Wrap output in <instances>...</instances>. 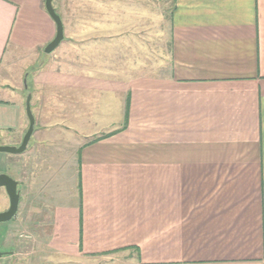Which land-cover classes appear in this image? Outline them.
<instances>
[{
  "label": "crops",
  "instance_id": "obj_1",
  "mask_svg": "<svg viewBox=\"0 0 264 264\" xmlns=\"http://www.w3.org/2000/svg\"><path fill=\"white\" fill-rule=\"evenodd\" d=\"M57 4L64 37L47 53L45 0H0L15 93L0 131L21 143L29 93L35 116L27 149L0 156L23 181L0 264L32 240L39 264H264V0ZM73 159L78 195L53 201L35 160Z\"/></svg>",
  "mask_w": 264,
  "mask_h": 264
},
{
  "label": "rangeland",
  "instance_id": "obj_2",
  "mask_svg": "<svg viewBox=\"0 0 264 264\" xmlns=\"http://www.w3.org/2000/svg\"><path fill=\"white\" fill-rule=\"evenodd\" d=\"M55 4H57V0H55ZM57 6H58V4H57ZM58 10H60V12L62 13V15L65 18V12H63L64 10H62V9H58ZM11 48H12V45H10V48H9V50L5 56V59L3 62V68L6 70V72H8L12 76H14L16 72L17 73L20 72V69L22 67V58L17 59V61H12L10 63L7 62L6 60L9 59V57L12 53ZM43 55H45V54H43ZM11 81H13V80L10 78H4L2 73H0V97L1 98H13V96L15 95L14 90H13L14 89L13 84ZM26 98H27V96L25 97V100H26ZM11 139H13L11 131H0V144L1 145H14V144H11V142L13 141ZM11 155H14V154L9 153V152L0 151V156H11ZM30 160H32V158ZM37 165H38V163L35 160V167L40 169V171L37 169V173H40V175H42L43 172L45 173V171H46V173H49V175H52V177L50 179H48L46 177V180H50L49 190L53 193L50 195V196H53V198H52L53 201L59 200L58 195L55 194V191H57L59 188H61V190L63 191V195L61 198L62 200H65L67 202L75 200V197L78 195V190H77V188H78V178H77L78 168L76 166L77 163L75 162V159H73V161H72V163H70L69 167L66 170L63 169V171H60L57 169L55 170V169H51V168L44 170L43 167L40 168ZM50 166L51 165H47L46 168H48ZM0 172H3V171H1V169H0ZM34 173H36V172H34ZM8 174L15 178L13 173L9 172ZM57 174L59 176L55 177ZM18 176L20 177V174ZM34 179H35V176H34ZM18 181H19V188H21L23 181L20 179H18ZM77 200H78V197H77ZM8 206H9V197L6 193L5 188L0 187V211L7 209ZM10 220L0 223V226L4 225L5 223H8ZM43 244H44L43 242L38 243L36 240H32L30 242H25V243H22L19 245H15V248L19 249L20 252L24 251V254L23 255L18 254L14 257L7 256V258H5L6 260H4L5 263H3V264H39V263L46 260V258H44L43 255L48 254V250H47L48 247L45 248V246H43ZM0 247L3 251L6 250V248L3 245H0ZM27 251H28V253H26ZM48 260L49 259H47L46 261H48ZM116 261L117 260H111V263L116 262ZM102 264H106V263H102Z\"/></svg>",
  "mask_w": 264,
  "mask_h": 264
},
{
  "label": "water",
  "instance_id": "obj_3",
  "mask_svg": "<svg viewBox=\"0 0 264 264\" xmlns=\"http://www.w3.org/2000/svg\"><path fill=\"white\" fill-rule=\"evenodd\" d=\"M45 7L57 25V32H56L55 37L45 47V52L50 53L56 49V47L60 44V42L63 39L64 25H63L61 16L57 13L53 5V0H45ZM26 112L29 118V126L23 136L21 143L19 145H1L0 144V151L9 152L13 154H19V153L24 152L27 149L30 139L32 137L33 131H34V127H35V116L32 111L30 93L27 95V98H26ZM0 187L5 188L8 194V197H9L8 208L0 211V223H2V222H6L12 219L17 213L19 209V204H20L21 192L19 189V181L6 172L0 173ZM4 253L5 251H2L0 247V257Z\"/></svg>",
  "mask_w": 264,
  "mask_h": 264
}]
</instances>
